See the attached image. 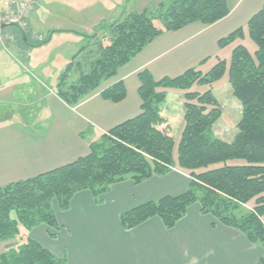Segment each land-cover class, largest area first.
Instances as JSON below:
<instances>
[{"label":"trees","instance_id":"obj_1","mask_svg":"<svg viewBox=\"0 0 264 264\" xmlns=\"http://www.w3.org/2000/svg\"><path fill=\"white\" fill-rule=\"evenodd\" d=\"M230 11L226 0H164L155 8L95 27L94 35L98 31L109 33V43L102 45L99 41L86 71H80L68 84L72 60L81 54L82 47L59 76L56 95L69 107H75L164 32H175L193 23L208 27L226 18ZM244 31L256 47L252 53L244 45H237L228 61H218L204 74L190 69L176 78L154 81L148 72L139 73L141 106L137 117L90 143L88 155L34 178L0 187V241L9 242L0 254V264H67L64 255H54L23 232L44 225L53 239L58 230L54 208L66 211L76 193L86 191L97 200L115 184L129 181L139 185L173 170L188 176L186 191L120 214L123 230L152 218L171 230L188 207L196 204L200 214L239 232L250 245L264 249V7L245 28L219 40L218 47L222 49L242 39ZM225 74L241 107L237 132L230 143L212 135V127L221 117L212 85ZM201 86L208 90H192ZM169 90L183 92V126L177 141L163 115ZM99 95L119 103L125 91L117 82ZM238 161L242 164H235ZM212 166L218 167L210 169ZM257 264H264V256Z\"/></svg>","mask_w":264,"mask_h":264},{"label":"crops","instance_id":"obj_2","mask_svg":"<svg viewBox=\"0 0 264 264\" xmlns=\"http://www.w3.org/2000/svg\"><path fill=\"white\" fill-rule=\"evenodd\" d=\"M16 2L31 4L32 11L27 18L26 32L16 24L5 27L13 33L14 41L0 42V76H19L30 71L24 53L29 52L33 36L46 39L64 34L78 36L74 23L80 20L88 22L86 31L91 34L105 20L104 14L116 10L113 0ZM228 6L229 15L211 26L193 23L175 32H164L114 78L103 83L101 89L122 83L125 98L119 103L106 101L95 93L75 107H69L52 92L40 99H30L34 90L31 94L26 85L25 90L14 95L21 109L33 113L37 101L46 110L35 123L27 121L0 127V187L34 178L88 155L95 136L100 137L137 117L141 106L139 73L146 71L154 81H159L176 78L190 69L203 73L218 61H226L220 57L225 48L218 47L219 40L245 28L262 10L264 0H235ZM41 7L45 12L43 21L39 14ZM171 113L166 108L164 115L169 124ZM189 181L187 175L173 170L139 185L129 181L115 184L97 200L89 192H78L66 211L54 208L58 230L53 239L48 237L49 229L44 225L29 231V239L51 253L64 250L65 253L57 256L64 255L67 264H257L264 256V249L250 245L239 232L200 214L196 204L188 207L185 216L171 230H166L157 218L131 230L122 229L120 214L164 197L181 195Z\"/></svg>","mask_w":264,"mask_h":264},{"label":"rangeland","instance_id":"obj_3","mask_svg":"<svg viewBox=\"0 0 264 264\" xmlns=\"http://www.w3.org/2000/svg\"><path fill=\"white\" fill-rule=\"evenodd\" d=\"M3 1L4 0H2V8H5V5L7 3ZM119 1L120 0H113V2H115V12L111 14H104L103 16L105 20L99 22L98 26L96 27L108 26L129 13H137L142 11L143 9L155 8L157 4L163 2L164 0H128L127 2L121 5L116 4ZM226 1L228 4H230L235 0ZM39 14L41 21H43L45 12L44 10H42V7L40 8ZM87 23L88 22H86V20H80L79 22L74 23L75 25H77L76 28L79 30L78 36L64 34L61 36L58 35V37H54L52 39H46V37L44 36H33L31 38L33 44H29V52H27V54L24 53V55L27 56V62L29 63V66L31 68L30 71H28L27 73L20 74L19 76H13V74L0 76V127H3L8 124L14 125L20 122L25 124L27 121L35 123V121L40 120V116L44 115L45 113V106L36 101L34 102L35 104L33 113L28 114L25 110L21 109L22 107L20 106V102L19 100H15L14 95L16 93L18 94V92H22L23 90H25L26 85L29 86L31 94L34 90V95L33 97H30V99H40L42 96H45L50 92H52V94H56V87L59 76L62 75V73L64 72L67 63L71 62V58L75 54H77L82 47H84V49L81 54L75 60H72L73 69L69 74L68 78H66V81L69 84L77 78V75L80 71H86V69L88 68V64L92 60L90 54L93 53V51L95 50L97 43L100 41L102 45H106L109 43L110 39L109 33H106L105 31H98L94 35L95 28L92 29L91 34H88V32L86 31L88 25ZM6 26H4L2 32H0L2 36L1 43L4 44L14 41L13 33L7 31V28H5ZM26 28L22 31L26 32ZM87 36L94 37L89 40L85 38ZM38 37H41V40L43 41L45 40V43L37 44L43 42L34 41ZM240 44L244 45L250 53H252L256 49L254 43L248 38L246 31H244L243 38L237 39L230 45L224 47L225 50L221 52L220 57L225 58L226 61H228L232 49ZM77 62L79 65L77 64ZM210 69L211 67L207 69L205 68V72L209 71ZM101 86L103 87L104 85L102 84ZM102 87H100L97 91H94L89 94V96L86 98H89L95 93L100 94L103 89H105H101ZM192 90L203 93L208 90V88L206 86H201L194 87L192 88ZM169 91L168 100L163 105V115L166 108L171 109L172 113L170 130L172 137L175 141H177L181 128L183 126V92L179 90ZM212 92L221 109V117L213 125L212 135L223 142L230 143L237 132L236 125L240 121L241 107L239 101L232 95L231 87L227 81L226 74L219 81L215 82L212 85ZM86 98H84L83 100H85ZM100 137L95 136L93 142H97ZM235 164H242V162L238 161ZM216 167L218 166H212L210 169ZM248 206L251 207L252 204L250 203ZM23 234H25L26 237L29 238L28 232H23ZM21 237L24 236L22 235ZM8 243L0 241V254L4 252L5 246ZM53 246L56 247L55 245ZM63 251L60 250L58 252H53V254L56 256L61 255L62 253H65Z\"/></svg>","mask_w":264,"mask_h":264},{"label":"built area","instance_id":"obj_4","mask_svg":"<svg viewBox=\"0 0 264 264\" xmlns=\"http://www.w3.org/2000/svg\"><path fill=\"white\" fill-rule=\"evenodd\" d=\"M7 4L5 8H2V2L0 7V32H2L4 26L16 24L21 30H25L28 27V16L32 10V5L28 3L16 2V0H4ZM3 1V2H4ZM24 28V29H22ZM27 29V28H26ZM2 36L0 33V42ZM34 41H43L41 37L36 38Z\"/></svg>","mask_w":264,"mask_h":264}]
</instances>
